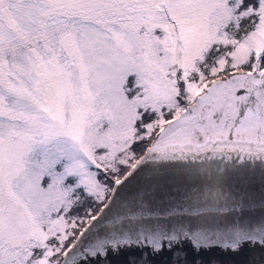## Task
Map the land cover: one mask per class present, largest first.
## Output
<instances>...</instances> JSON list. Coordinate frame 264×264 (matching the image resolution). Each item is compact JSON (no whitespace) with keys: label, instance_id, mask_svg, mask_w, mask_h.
I'll list each match as a JSON object with an SVG mask.
<instances>
[{"label":"snow or ice","instance_id":"1","mask_svg":"<svg viewBox=\"0 0 264 264\" xmlns=\"http://www.w3.org/2000/svg\"><path fill=\"white\" fill-rule=\"evenodd\" d=\"M0 264H264V0H0Z\"/></svg>","mask_w":264,"mask_h":264}]
</instances>
